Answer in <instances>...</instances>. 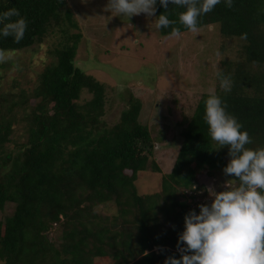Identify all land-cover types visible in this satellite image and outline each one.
<instances>
[{
  "label": "trees",
  "instance_id": "16d2710c",
  "mask_svg": "<svg viewBox=\"0 0 264 264\" xmlns=\"http://www.w3.org/2000/svg\"><path fill=\"white\" fill-rule=\"evenodd\" d=\"M66 3L0 0V11L14 7L28 21L24 39L0 38V50L32 48L64 26L59 47L49 52L55 59L31 94L0 93V264H163L169 255L178 258L183 216L199 211L181 196L195 198L203 189L197 176L223 173L229 159L226 146L213 150L203 120L206 92L178 123L182 142L160 191L139 192V173H161L152 132L139 119L142 102L129 94L118 118L104 120L106 84L75 63L81 34L70 32L78 25ZM164 11L157 4L156 14ZM179 11L169 5L172 27L190 33L179 23ZM210 26L219 40L217 70L232 81L230 93L216 76L214 87L252 137L251 147L264 146V0L217 5L200 18L199 29ZM172 27L159 35L170 36ZM83 91L90 98L79 103ZM191 184L198 188L189 189ZM107 203L117 211L101 221L96 207ZM54 226L58 233L51 240Z\"/></svg>",
  "mask_w": 264,
  "mask_h": 264
},
{
  "label": "rangeland",
  "instance_id": "374dc122",
  "mask_svg": "<svg viewBox=\"0 0 264 264\" xmlns=\"http://www.w3.org/2000/svg\"><path fill=\"white\" fill-rule=\"evenodd\" d=\"M106 4L107 0H67L65 9L71 11L78 25V29L72 28L70 32L81 34L75 63L106 84L110 99L104 117L107 122L118 118L121 101L129 94L141 100L143 107L139 119L152 132L154 158L161 173L142 171L136 184L139 192H159L161 177L170 172L182 142L179 121L183 114H190L204 92L214 87L221 58L217 52L219 40L211 35L215 32L211 26L200 28L202 34L160 36L152 17L140 14L127 20L106 12ZM63 27L52 28L43 41L32 48L5 52L12 60L0 63V93L24 97L31 94L39 73L55 59L49 52L59 47ZM80 96L79 103L90 98L86 91ZM197 180L203 189L196 191L195 198L187 193L180 198L194 207L209 202L207 187L219 191L227 178L220 171L213 172L212 176L204 171ZM116 211L114 203L96 207L101 221L105 220L103 216ZM57 233L54 226L49 233L50 239L55 240Z\"/></svg>",
  "mask_w": 264,
  "mask_h": 264
},
{
  "label": "clouds",
  "instance_id": "9594fccd",
  "mask_svg": "<svg viewBox=\"0 0 264 264\" xmlns=\"http://www.w3.org/2000/svg\"><path fill=\"white\" fill-rule=\"evenodd\" d=\"M159 4L165 11L156 14ZM231 8L234 0H107L105 11L126 17L144 14L152 17L156 30L172 27L169 5L182 9L178 21L192 33H198L200 18L217 5ZM28 21L14 7L0 11V38L15 43L24 39ZM179 37L180 29L172 27ZM243 38L246 39V34ZM12 60L0 50V63ZM220 89L232 90L231 78L221 70L215 73ZM203 120L214 142L213 150L227 147L229 157L223 173L230 177L221 190L207 187L209 202L198 204L183 216V229L177 238L179 257L169 255L163 264H264V146L251 147L252 137L239 119L231 114L216 88L204 94ZM192 190L196 185L191 184ZM147 254V253H145Z\"/></svg>",
  "mask_w": 264,
  "mask_h": 264
}]
</instances>
